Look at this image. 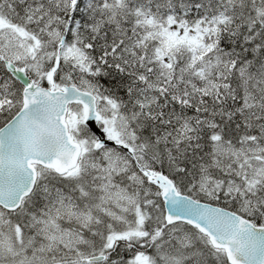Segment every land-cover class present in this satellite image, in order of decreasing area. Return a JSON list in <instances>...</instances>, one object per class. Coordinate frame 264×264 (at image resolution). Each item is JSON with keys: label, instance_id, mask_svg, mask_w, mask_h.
<instances>
[{"label": "snow or ice", "instance_id": "obj_1", "mask_svg": "<svg viewBox=\"0 0 264 264\" xmlns=\"http://www.w3.org/2000/svg\"><path fill=\"white\" fill-rule=\"evenodd\" d=\"M0 264H264V0H0Z\"/></svg>", "mask_w": 264, "mask_h": 264}]
</instances>
